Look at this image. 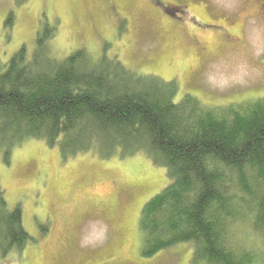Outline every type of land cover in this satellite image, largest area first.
Instances as JSON below:
<instances>
[{"label": "rangeland", "instance_id": "obj_1", "mask_svg": "<svg viewBox=\"0 0 264 264\" xmlns=\"http://www.w3.org/2000/svg\"><path fill=\"white\" fill-rule=\"evenodd\" d=\"M46 25L56 29L51 58L81 49L117 58L141 76L176 81V102L188 94L209 107L264 98V0H0V65L23 46L32 57ZM0 178L31 236L23 251L0 254V264H191L186 244L142 256V210L170 184L143 152L64 159L30 139L10 163L0 153ZM238 233L264 264V237L250 224Z\"/></svg>", "mask_w": 264, "mask_h": 264}, {"label": "trees", "instance_id": "obj_2", "mask_svg": "<svg viewBox=\"0 0 264 264\" xmlns=\"http://www.w3.org/2000/svg\"><path fill=\"white\" fill-rule=\"evenodd\" d=\"M14 21L10 13L7 27ZM55 35L46 25L32 57L23 46L0 65L5 161L30 139L58 148L64 159L95 149L143 152L170 180L142 210L143 257L186 244L191 264H260L238 231L250 224L264 237V98L209 107L188 94L176 102V81L141 76L117 58L95 60L84 49L51 58ZM30 240L0 178V254L23 251Z\"/></svg>", "mask_w": 264, "mask_h": 264}, {"label": "bare ground", "instance_id": "obj_3", "mask_svg": "<svg viewBox=\"0 0 264 264\" xmlns=\"http://www.w3.org/2000/svg\"><path fill=\"white\" fill-rule=\"evenodd\" d=\"M117 151H120V152H125L126 150L125 149H123V148H118V149H116V151L115 152H117ZM135 155V154H134Z\"/></svg>", "mask_w": 264, "mask_h": 264}]
</instances>
